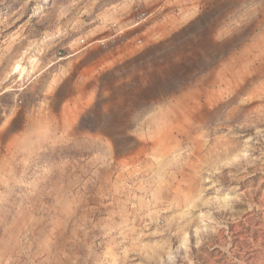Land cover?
<instances>
[{"label": "rangeland", "instance_id": "1", "mask_svg": "<svg viewBox=\"0 0 264 264\" xmlns=\"http://www.w3.org/2000/svg\"><path fill=\"white\" fill-rule=\"evenodd\" d=\"M0 264H264V0H0Z\"/></svg>", "mask_w": 264, "mask_h": 264}]
</instances>
